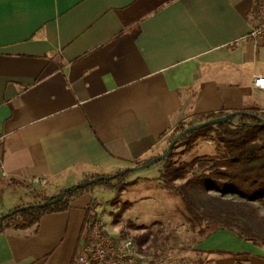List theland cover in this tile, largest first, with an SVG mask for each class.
<instances>
[{
  "label": "crops",
  "instance_id": "obj_1",
  "mask_svg": "<svg viewBox=\"0 0 264 264\" xmlns=\"http://www.w3.org/2000/svg\"><path fill=\"white\" fill-rule=\"evenodd\" d=\"M256 1L0 0V149L9 173L0 216L25 200L29 183L56 195L87 172L154 156L182 121L264 109V90L253 86L264 76V44L242 40ZM91 201L87 194L44 215L37 232L0 233V264H74ZM218 231L196 249L221 250L206 243ZM234 253L248 255H217L215 264H264L257 245Z\"/></svg>",
  "mask_w": 264,
  "mask_h": 264
},
{
  "label": "trees",
  "instance_id": "obj_2",
  "mask_svg": "<svg viewBox=\"0 0 264 264\" xmlns=\"http://www.w3.org/2000/svg\"><path fill=\"white\" fill-rule=\"evenodd\" d=\"M228 115L231 118L225 122L185 133L174 145L171 153L157 163L160 168L153 178L131 180L137 168L162 154L137 162L133 167L116 169L110 173L87 172L77 183L84 184L83 186L68 192L63 199L50 206L36 205L54 199L68 185L62 186L56 195H48L43 188L31 187L24 203L7 213L23 206L28 207L15 213H6L5 218L0 220V233L33 228L37 232L44 215L68 211L74 202L91 194L92 201L86 207V228L96 218L101 207V200L94 195L96 189L120 195L133 189L140 180L146 184L155 180L175 201L176 212L179 214L176 217L177 225L187 227L195 235L194 238L207 236L210 228L217 225L219 230L232 231L241 239L264 249V215L259 210V205L264 207V109H222L203 115L200 121L202 123ZM194 125L196 124L191 121L177 124L172 129L169 145L176 136ZM165 134L166 132L163 136ZM201 144L204 147L200 149ZM103 177L104 179L93 182ZM229 194L236 195L240 200L225 198ZM131 205V202L124 203L117 217H121ZM133 240L139 252L146 257L144 246L151 241V233ZM194 250L198 254L215 257L248 255L226 250ZM215 257L211 260L212 264ZM204 260L205 258L198 257L194 264H206ZM152 264L156 263L152 261Z\"/></svg>",
  "mask_w": 264,
  "mask_h": 264
},
{
  "label": "rangeland",
  "instance_id": "obj_3",
  "mask_svg": "<svg viewBox=\"0 0 264 264\" xmlns=\"http://www.w3.org/2000/svg\"><path fill=\"white\" fill-rule=\"evenodd\" d=\"M200 119L199 117H192L188 121L200 124ZM170 136L163 142L154 155L165 153V150L169 146ZM203 147L204 144H201L200 149ZM159 168L160 165L155 164L146 169H139L131 176V180L153 178L157 175ZM82 178L78 176L67 181L65 184L68 186L77 184ZM28 185L29 188L34 186L30 183ZM12 187L14 186H10V188ZM94 195L101 200L100 209L104 211L103 218L107 222L108 231L115 238L135 239L140 235L151 233V241L144 246L147 251V264H152V261L156 264H194V260L198 257L205 258L206 264H212L211 260H213L215 255H201L194 250L196 249V245L206 238V236L194 238L195 235L191 231H188L187 227H179L177 225L176 217L179 214L176 212L175 201L166 191L158 186L157 181L152 180L146 184L140 180L133 189L120 195L109 193L102 189H96ZM225 198L240 200L234 194H229ZM126 202H131L132 205L118 218L117 215ZM23 203L24 199L20 201L19 205ZM259 210L264 215V207L259 205ZM217 228V225H213L208 233ZM206 243L208 246L219 247L221 250L230 252L243 251L255 247L253 243L241 239L234 232L221 229L207 240ZM231 257L229 256L227 259Z\"/></svg>",
  "mask_w": 264,
  "mask_h": 264
},
{
  "label": "built area",
  "instance_id": "obj_4",
  "mask_svg": "<svg viewBox=\"0 0 264 264\" xmlns=\"http://www.w3.org/2000/svg\"><path fill=\"white\" fill-rule=\"evenodd\" d=\"M251 28L242 37L243 41L264 44V0H257L256 7L250 16ZM253 86L264 90V76L255 75ZM6 169L0 149V180H7ZM36 183L45 185L41 179ZM103 209H99L96 218L85 228V236L75 257L74 264H147L146 257L141 254L133 239H117L109 231L103 218Z\"/></svg>",
  "mask_w": 264,
  "mask_h": 264
},
{
  "label": "water",
  "instance_id": "obj_5",
  "mask_svg": "<svg viewBox=\"0 0 264 264\" xmlns=\"http://www.w3.org/2000/svg\"><path fill=\"white\" fill-rule=\"evenodd\" d=\"M230 118H231V115H228V116L225 117V118L213 119V120L206 121V122H202V123H200V124H196V125H194V126H191V127L186 128L182 133H180L178 136L175 137V139L173 140V142L169 145V148H168V150H167L166 153L162 154L161 156L155 158V159L152 160L151 162H149V163H147V164H145V165H143V166H141V167H139V168H137V169H138V170H139V169H146V168H149V167H151V166L157 164L158 162L162 161L164 158H166V157L171 153V151H172L174 145L177 143V141H178V140H179V139H180L185 133H187L188 131H190V130H199V129H201V128H204V127H207V126H210V125H213V124H217V123H220V122H225V121L229 120ZM124 171H125V170H124ZM102 179H104V177H103V178H97V179H95L93 182H97V181L102 180ZM83 185H84V184H77V185H71V186H68V187H66V188H65L60 194H58L54 199H51V200L46 201V202H44V203L37 204L36 206H39V207H46V206H50V205H52V204H54V203H57L58 201H60L61 199H63V198L65 197V195H66L68 192L74 190V189L77 188V187H81V186H83ZM27 207H28V206H23V207H21V208H19V209H16V210H14V211H11L10 213H7V214L15 213V212H17V211H19V210H24V209L27 208ZM7 214L0 216V220H2L3 218H5V216H6Z\"/></svg>",
  "mask_w": 264,
  "mask_h": 264
},
{
  "label": "snow or ice",
  "instance_id": "obj_6",
  "mask_svg": "<svg viewBox=\"0 0 264 264\" xmlns=\"http://www.w3.org/2000/svg\"><path fill=\"white\" fill-rule=\"evenodd\" d=\"M33 6L52 7L54 6V0H28ZM3 11V4H0V14Z\"/></svg>",
  "mask_w": 264,
  "mask_h": 264
}]
</instances>
